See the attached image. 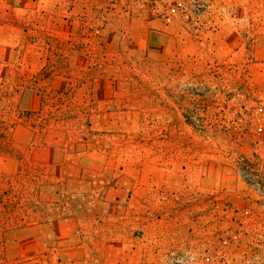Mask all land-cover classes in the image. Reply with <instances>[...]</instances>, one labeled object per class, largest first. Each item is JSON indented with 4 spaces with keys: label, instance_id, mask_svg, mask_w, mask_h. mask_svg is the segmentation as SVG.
<instances>
[{
    "label": "rangeland",
    "instance_id": "1",
    "mask_svg": "<svg viewBox=\"0 0 264 264\" xmlns=\"http://www.w3.org/2000/svg\"><path fill=\"white\" fill-rule=\"evenodd\" d=\"M12 105L0 264H223L197 219L264 164V0H0Z\"/></svg>",
    "mask_w": 264,
    "mask_h": 264
},
{
    "label": "built area",
    "instance_id": "2",
    "mask_svg": "<svg viewBox=\"0 0 264 264\" xmlns=\"http://www.w3.org/2000/svg\"><path fill=\"white\" fill-rule=\"evenodd\" d=\"M255 140V152L264 162V135ZM256 172L257 181L251 192L242 199L243 204H231L224 198L214 204L219 195L211 194L205 214L198 222L207 220V228L214 240L211 246L215 259L223 264H264V164L248 167Z\"/></svg>",
    "mask_w": 264,
    "mask_h": 264
},
{
    "label": "trees",
    "instance_id": "3",
    "mask_svg": "<svg viewBox=\"0 0 264 264\" xmlns=\"http://www.w3.org/2000/svg\"><path fill=\"white\" fill-rule=\"evenodd\" d=\"M22 112L14 108V106H9V109L0 110V152H10V132L14 129L19 118H22ZM16 122V123H15ZM6 183L8 187H6ZM14 186L11 182H6L5 180L0 179V216L2 213L8 217V220H11L12 207L13 204V191ZM4 211H1V209Z\"/></svg>",
    "mask_w": 264,
    "mask_h": 264
}]
</instances>
